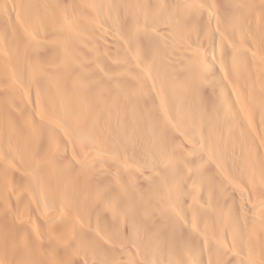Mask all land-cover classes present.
Wrapping results in <instances>:
<instances>
[{
    "label": "bare ground",
    "instance_id": "1",
    "mask_svg": "<svg viewBox=\"0 0 264 264\" xmlns=\"http://www.w3.org/2000/svg\"><path fill=\"white\" fill-rule=\"evenodd\" d=\"M0 264H264V0H0Z\"/></svg>",
    "mask_w": 264,
    "mask_h": 264
}]
</instances>
